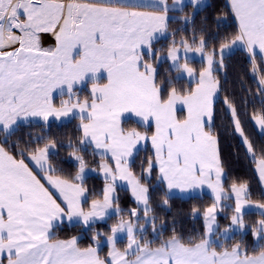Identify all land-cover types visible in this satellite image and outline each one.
<instances>
[{
    "label": "snow or ice",
    "instance_id": "6c2138e0",
    "mask_svg": "<svg viewBox=\"0 0 264 264\" xmlns=\"http://www.w3.org/2000/svg\"><path fill=\"white\" fill-rule=\"evenodd\" d=\"M185 6L184 0H0V264H264V218L245 222L252 212L264 217V202L252 200L246 182L225 189L228 177L213 121L219 88L214 66H222L234 47L250 57L264 106V0H230L238 30L218 49L193 35L191 42L172 39L161 56L153 46L176 35L169 25L178 18L170 13ZM189 6L193 14L179 17L185 24L203 0H189ZM49 33L54 47L42 45V34ZM189 53L204 59L198 74ZM164 60L175 76L160 81L155 63ZM185 77L194 80V89L175 86ZM86 84L89 96L82 97ZM224 103L264 183V155L258 158L245 135L237 107ZM178 105L186 108L183 116L177 115ZM125 114L154 129L151 135L123 127ZM73 120L79 121L78 141L64 144L50 134ZM253 120L264 130V115ZM33 125L49 134L28 133L27 147L12 140L21 127ZM149 144L152 155L138 175L133 170L138 153ZM64 147L70 149L66 162L75 168L71 174L59 166ZM82 153L98 157L97 167L90 168ZM154 170L166 188L164 205L174 190H210V206L202 213L193 208L204 220L201 235L185 240L173 228V235L163 238L166 226L157 227L158 217L149 215L150 190L143 182ZM97 171L104 181L99 196L86 186L89 173ZM124 186L139 211L120 208L117 188ZM225 210L231 212L225 216L230 224L221 230L217 218ZM113 217L118 219L108 233L95 231L97 223ZM65 224L91 231V243L81 247L77 237L56 239ZM249 232L251 249L244 243ZM235 234L240 241L225 247Z\"/></svg>",
    "mask_w": 264,
    "mask_h": 264
},
{
    "label": "trees",
    "instance_id": "16d2710c",
    "mask_svg": "<svg viewBox=\"0 0 264 264\" xmlns=\"http://www.w3.org/2000/svg\"><path fill=\"white\" fill-rule=\"evenodd\" d=\"M193 8L189 5L184 7L183 12H177V14L192 15ZM181 16V15H180ZM174 22H170L169 32L176 33L174 37H167L159 41L155 47L156 50H160L158 46L164 42L165 49L162 52H166L170 46L172 39L179 41L182 37L188 39L191 42L193 35L199 37L203 35L210 47L219 48V42L225 36H231L238 30V25L235 21L233 13L230 10L229 0H208V4L199 11L195 12L193 20L187 24L182 22L179 17ZM218 19H224L226 22L222 25L217 24ZM257 65H260V60L257 58ZM158 78L160 81H165L175 76L171 67L167 61L162 62L157 67ZM218 78L220 80V95L215 102V132L219 140V152L222 166L225 170L228 179L225 181V189L235 183L246 182L249 190L252 193V200L264 202V191L261 182L257 176L255 170V161L251 158L250 154L246 150V146L240 139L237 132L234 131L233 121L227 105L224 103L225 99L233 103L240 113L241 123L245 131V135L252 142L254 149L257 152V156L264 155V135L260 134L256 129L253 116L264 115V106L261 105L259 94L257 92L258 77L253 74L252 62L250 57L243 49H238L231 54L224 57L223 71L216 70ZM181 80L180 83H184ZM178 84V83H177ZM176 84V86H177ZM187 85V84H186ZM183 89V88H182ZM82 96L88 97L89 91H86ZM79 121L73 120L71 122H65L62 125H57L50 130V134L58 141H62L67 144L69 140L74 142L78 141L80 133L77 131V124ZM125 128H137L141 131H148L151 135L152 128H145L138 124L134 120H126L123 122ZM28 133L32 136L41 134H49L44 131L39 125H33L30 127H21L19 132L12 137V140H20L21 147H27L23 144L24 140L30 139ZM60 160L59 166L65 169L68 174L74 173L75 168L72 162L67 161L66 158L70 152V149L64 147L59 148ZM85 155V159L88 161L89 166H96L98 157ZM152 155L150 145H147L145 149L138 153L136 165L134 171L139 175L141 172V164L146 166L147 159ZM156 178L150 181L144 180L143 182L149 185L150 189V205L151 214L158 217L156 225L164 224L166 229L163 233V238L167 239L173 235V228L178 236L187 240L190 237H196L204 232V220L202 215L194 216L193 208L200 210L213 202V199L206 195L203 197L194 196L190 198H182L179 196H168V205L163 204L165 199V189L161 184H157ZM86 186L89 191L99 196L102 192L104 181L100 176H89L87 178ZM119 205L127 213L132 208H137V204L132 200L128 189L124 187L118 188ZM225 216H230V212ZM225 216H219L221 221L220 228L223 230L228 227L229 219H225ZM117 217L110 219V222L116 223ZM247 224H254L259 220V216L256 214H249L246 216ZM108 233L110 230L109 224H96L95 230ZM92 232L88 229L79 226L64 225L62 228L56 230V239H69L72 237L79 238V244L81 247H86L91 243ZM240 235H235L234 240L226 241L225 247L230 246L233 243L240 241ZM245 245L251 249L254 245V238L250 232L244 237ZM107 246L103 247L101 255L103 257L106 254Z\"/></svg>",
    "mask_w": 264,
    "mask_h": 264
},
{
    "label": "rangeland",
    "instance_id": "374dc122",
    "mask_svg": "<svg viewBox=\"0 0 264 264\" xmlns=\"http://www.w3.org/2000/svg\"><path fill=\"white\" fill-rule=\"evenodd\" d=\"M204 7V6H203ZM202 7V8H203ZM201 8V9H202ZM193 12H194V9L191 11V14H193ZM197 12V11H196ZM188 16V15H183V14H177V17H181V16ZM164 45H165V43L164 42H162L161 43V46H158V48L160 49V50H162V49H165V47H164ZM236 49L237 48H233V50L231 51V52H228V53H226L225 54V56L227 55V54H231V53H233L234 51H236ZM167 52V51H166ZM166 52H160V55L161 56H165L166 55ZM189 56L190 57H192V59L190 60V65L193 67V68H195L196 69V72H197V74L199 73V71H201L202 70V68L204 67V66H206L205 65V62H204V59H203V57H201L199 54H193V53H189ZM164 61H167L168 62V65L170 66V61H168V60H164ZM163 61V62H164ZM162 62H157V63H155V66L156 67H158V65L159 64H161ZM214 67H216V69L217 70H219V71H223V65L222 66H214ZM214 76H215V78L218 80V82H219V88H218V92H217V94H216V98H215V102L217 101V99L219 98V95H220V80H219V78H218V75H217V73H216V71H214ZM185 80H184V83H178L177 84V88L178 89H184V90H192V89H194L195 88V82H194V80L192 79V78H188V77H185L184 78ZM187 84V85H186ZM89 88H90V84H87L86 86H84L83 88H81L80 89V92H81V95H83V94H85L86 93V91H89ZM82 97H84V96H82ZM178 107V112H177V115L178 116H183L185 113H186V108H183V106H180V105H178L177 106ZM228 108V107H227ZM181 109H183V110H181ZM138 119L139 118H137V117H135L134 115H131V114H125V121L126 120H134L135 122H137L138 121ZM213 121H215V104H214V117H213ZM253 122H254V125H255V127H256V129H258V131L261 133V134H263L264 133V130H261V129H259V127H258V125L255 123V121L253 120ZM123 126V125H122ZM154 129H152V131H153ZM141 131V130H140ZM143 132V131H142ZM238 135H239V133H238ZM239 137H240V139L243 141V139H242V137L239 135ZM150 145V144H149ZM151 147V146H150ZM218 147H219V145H218ZM152 150V149H151ZM219 156H220V152H219ZM251 156V155H250ZM252 158V157H251ZM220 160H221V158H220ZM110 162V161H109ZM90 168H96V166H89ZM255 170L257 171V166H256V163H255ZM224 172H225V170H224ZM226 174V173H225ZM96 175H98V176H100L101 177V179H103L102 178V175L101 174H99V172L97 171V172H91V173H89V175H88V177L89 176H96ZM156 175H157V172H156V170H154L153 171V173H152V177H151V179H153V178H155L156 177ZM150 179V180H151ZM150 180H148V181H150ZM157 184H159L158 182H157V180L155 181ZM146 184V183H145ZM262 185V184H261ZM146 186H148L149 187V185L148 184H146ZM104 187V186H103ZM263 187V186H262ZM118 188H120V187H118ZM118 188H117V195H118ZM164 188V187H163ZM127 189V188H126ZM165 189V188H164ZM150 190V189H149ZM166 191V190H165ZM149 195H150V191H149ZM206 195H208V196H210L211 198H212V195H211V192H210V190H208L207 188H205L202 192H196V193H191V194H185V193H180L179 191H175L174 190V192L172 193V194H170L169 196H180V197H182V198H190V197H194V196H200V197H203V196H206ZM213 199V198H212ZM226 203H229V202H227L226 201ZM120 206V205H119ZM150 207H151V205H150ZM120 208L121 209H123L121 206H120ZM137 208H138V206H137ZM138 211H139V208H138ZM227 213L226 212H224L223 214H221L223 217L226 215ZM140 215L141 216H143V213L142 212H140ZM149 215L150 216H153L152 214H151V212L149 213ZM196 216H199V215H196ZM141 223H143V220L141 221ZM97 224H109L110 226L112 225V224H114L113 222H110L109 220H107V221H104V222H99V223H97ZM219 225H221V221H219ZM160 226V224L159 225H157V227H159ZM145 227L148 229V233H149V236H148V238L149 239H152V235H151V227L149 226V225H147V224H145ZM95 231H97V232H102V231H99L98 229L97 230H95ZM235 235H237V234H235ZM239 235V234H238ZM125 243H126V241H123V242H121V244L120 245H118L119 247H121V248H123L124 247V245H125ZM105 246H107L106 244H105ZM107 251H108V246H107V248H106V254H107ZM106 254H105V256H106Z\"/></svg>",
    "mask_w": 264,
    "mask_h": 264
},
{
    "label": "crops",
    "instance_id": "0c3cea01",
    "mask_svg": "<svg viewBox=\"0 0 264 264\" xmlns=\"http://www.w3.org/2000/svg\"><path fill=\"white\" fill-rule=\"evenodd\" d=\"M169 2L171 3L172 2V0H169ZM184 3H185V5L187 6V5H189V0H184ZM229 3H230V0H229ZM208 4V0H203V6H206ZM178 12V11H177ZM177 12H174V13H170V15H174V16H176L177 17ZM234 16V15H233ZM234 18H235V16H234ZM235 21H236V23H237V25H238V21L236 20V18H235ZM165 38H167V37H164V38H161L159 41H161V40H163V39H165ZM158 41V42H159ZM158 42H156L155 44H154V49H156V47H155V45L158 43ZM55 43H56V41H55V38H54V36L52 35V34H42V45L44 46V47H54L55 46ZM238 49H242V48H237L236 50H238ZM228 55V54H227ZM106 82V81H105ZM87 85V84H86ZM85 85V86H86ZM84 87V86H83ZM82 87V88H83ZM66 98V97H65ZM58 102V101H57ZM258 130V129H257ZM259 132V131H258ZM260 133V132H259ZM261 134V133H260ZM262 135H264V133L262 134ZM27 162V161H26ZM111 162V161H110ZM30 167H32V165L30 164L29 165ZM256 173H257V176H258V178H259V180H260V177H259V173H258V171H256ZM260 182H261V184H262V186H263V191H264V183H262V181L260 180ZM164 188H165V186L164 185H162ZM124 188L126 189L127 187L126 186H124ZM128 189V188H127ZM129 190V189H128ZM165 190H166V188H165ZM129 193H130V195H131V192H130V190H129ZM55 194V193H54ZM180 197V196H179ZM131 198H132V196H131ZM132 200H133V198H132ZM134 201V200H133ZM135 202V201H134ZM227 202H229V203H232V201L231 200H229V201H227ZM230 214V216H231V212L229 213ZM251 214H256V215H258L259 216V218L260 219H262V218H264V217H261L259 214H257L256 212H252ZM219 216L220 215H218V218H217V220H218V224H219ZM229 216V217H230ZM246 217H245V222H246ZM229 224H230V219H229ZM247 224V223H246ZM65 225H67V224H65ZM78 238V237H77ZM69 239H71V238H69ZM60 240H66V239H60ZM78 243H79V238H78ZM101 254V253H100ZM102 257H103V255H101Z\"/></svg>",
    "mask_w": 264,
    "mask_h": 264
}]
</instances>
